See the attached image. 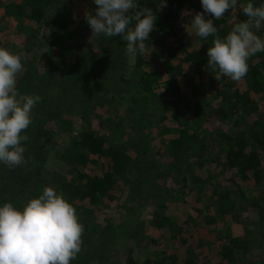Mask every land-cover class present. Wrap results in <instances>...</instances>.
<instances>
[{
    "label": "trees",
    "instance_id": "16d2710c",
    "mask_svg": "<svg viewBox=\"0 0 264 264\" xmlns=\"http://www.w3.org/2000/svg\"><path fill=\"white\" fill-rule=\"evenodd\" d=\"M73 1L0 0V17L14 21V31L23 37L24 48L17 50L1 32L0 47L14 53L39 46L49 18H61L58 28L44 32V40L55 46L53 53L60 60L50 63L53 57L44 56L48 60L45 77L50 74L51 79L55 72L51 88H46L49 94L38 93L47 84L38 70L27 69L17 81L21 93L38 94L42 100L33 109V122L26 130V163L16 168L0 164V203L12 202L22 208L45 186L63 194L85 229L82 250L72 264H93L103 257L109 259L105 264H116L118 250L120 258L125 257L123 263L116 260L118 264H137L134 250L120 243L122 233L139 245L146 238L139 236L146 222L131 206L141 210L154 206L149 225L160 237L151 243L159 246L163 238L173 243L170 254L164 250L160 259L147 258L143 264H264V52L250 58L249 71L240 81H218L207 66L213 37H197L190 26L192 16L203 11L200 0H167L163 8L162 0H139V7L152 9L157 20L146 51L130 58L126 41L119 35H100L90 44L67 28L66 4ZM244 3L240 0L234 11L214 20L221 37L247 19L242 12ZM84 5L86 14H94L98 7L90 0ZM86 14L80 25L89 28ZM259 34L264 35V28ZM65 44L74 53L69 61L59 51ZM134 88L142 96L131 97ZM76 99L80 102L74 103ZM48 105L52 112L48 113ZM90 105L113 111L97 130L89 126L96 116L84 114ZM123 107L127 109L122 114ZM209 118L222 126L204 129ZM154 133L164 146L148 141ZM133 134L142 135V140ZM58 140L64 146L55 158L68 168L66 175L46 168ZM210 147L215 149L213 155H208ZM133 162L140 178L135 183L130 169ZM149 170L154 171V178L146 189ZM121 183L131 188L121 204L131 216L117 228L109 222L104 227L91 225L92 208L105 205ZM170 209L183 211V215L175 217ZM250 212L256 214L262 243L253 240L250 232L232 237L231 225L226 223L231 216L245 227L251 220L243 223L239 214Z\"/></svg>",
    "mask_w": 264,
    "mask_h": 264
},
{
    "label": "clouds",
    "instance_id": "9594fccd",
    "mask_svg": "<svg viewBox=\"0 0 264 264\" xmlns=\"http://www.w3.org/2000/svg\"><path fill=\"white\" fill-rule=\"evenodd\" d=\"M203 11L192 16L190 26L204 40L213 37L208 68L215 79L240 81L249 71V60L264 52V0H246L242 12L247 19L235 23L223 37L214 24L240 0H200ZM95 13L86 14L93 36L117 37L126 41L130 58L146 51V41L156 26L157 16L150 8H140L139 0H94ZM162 8L167 0H162ZM135 10V11H133ZM211 16L213 18H206ZM26 57L0 47V164L16 168L26 163V130L32 112L41 102L38 94L21 93L18 75ZM84 225L75 207L52 186L22 208L12 202L0 203V264H72L82 250Z\"/></svg>",
    "mask_w": 264,
    "mask_h": 264
},
{
    "label": "rangeland",
    "instance_id": "374dc122",
    "mask_svg": "<svg viewBox=\"0 0 264 264\" xmlns=\"http://www.w3.org/2000/svg\"><path fill=\"white\" fill-rule=\"evenodd\" d=\"M90 1L94 2V0H90ZM84 2H85V0H75L70 5L66 4L68 6V11H69V16H70V18H68L69 25L67 26V28L69 27V29L71 31H76L77 33H80V35L83 36V38H85L91 44V43H94L95 41H97L98 36H93V31H92L90 26H89V28H87L85 24L83 25V23H82L83 26L80 25L84 15L86 14L85 13L86 5H84ZM1 14L2 13H0V15ZM60 20H61V18L59 17V15H56L53 18L50 17L49 22L46 25V28L44 27L43 31L46 33L47 30H50V29L52 30L54 28H58V26L61 25ZM15 25H16V23L14 21L13 22L12 21L7 22L6 20H3L0 17V35H1V32H4L3 34H6L4 39L6 41L12 40L15 44V46L13 47L14 49L22 50L24 48V46L21 45L23 37L21 35L18 36V34H17L18 32L14 31L13 28H15ZM4 27H6L5 31L7 30V32L2 30V29H4ZM44 32L39 38L40 39L39 41H41V44L39 46L34 45L31 47L30 50H28V51L23 50L21 52L26 57L25 61H23L24 66H25V64L29 63L30 65L29 64L28 65L30 66V68H28V67L26 68V66H25L23 69V72L18 75V79L20 80L23 77V75L25 74V72H27L28 70L30 72L38 70L39 71L38 75H40V77L43 78V80H46V82H47L46 87L43 85L41 90L38 91V93H43L45 95L46 93L49 94V92L46 90V88L48 90L51 88V85L55 79L53 77L55 72H53L51 79H50V74L45 77V74L47 75V73H48L47 67H46L48 60L44 56H52L53 57L50 59V61H49L50 63H57L58 64L60 62V60L56 57V53H53L55 51V46H52L51 42L44 40V36H46V34ZM66 46H67V44H65L63 48L65 49ZM120 48L121 47H119L117 49V51ZM64 49L63 50L58 49V50L63 54V57L65 56V59H67L68 61L71 60L74 57L73 50L71 48H70L71 50H66V49L64 50ZM96 53L99 54V50ZM153 67L154 66H152V68ZM69 70H70V68L67 67V71H69ZM56 71H58V70H56ZM49 81H50V84H48ZM132 87H133V83L131 84V88ZM135 88L130 93L131 97H136V96L138 97L141 95L140 91L138 89H135ZM80 91H81V88H80ZM48 94H46V95H48ZM169 98H171V97H169ZM76 102L79 103L80 99H76V101L74 100V103H76ZM128 104H130V103H128ZM263 106H262V109L264 108ZM47 108H48V113L52 112L51 109H53V107L48 105ZM124 108L127 109V107H123L122 108V114L124 113ZM112 113H113V111L107 107L94 109V107L92 105H90L87 107L84 114H85V116H96V118L94 117L92 119V122H90L89 126L93 129H96V128L99 129V127L101 126L100 124L102 123V122L100 123V121L107 119V117H109V114L112 115ZM98 117H100V119ZM66 118L69 119L68 121H71V120L73 122L75 121V119L71 118V116H66ZM79 119L76 118L77 121H79ZM204 122L206 123V124H204L205 125L204 129L211 128V131L217 127L222 126V125L221 126L218 125L217 123H215V121H212L210 118L206 119ZM166 124H170V122L166 121ZM50 127L52 129L55 128L54 126L53 127L50 126ZM224 128H227V127H225V125H224ZM56 131L58 132V129H56ZM163 136H165V135H163ZM133 138L138 139V140H142L143 136L142 135L139 136L138 134H133ZM132 139L129 138L126 140H132ZM160 140L161 139H160V137H158L157 133L149 135V137H148V141H151V144H154V146H159V145L164 146L163 142L160 143ZM56 143L57 144H56L55 148L52 149V154L49 157V161L46 165V168L48 169L49 172H58V173L66 175L68 172V168L66 166L62 165L55 158L56 152L63 149L64 145L60 140H58ZM131 143H132V141H131ZM25 144H26V142H25ZM210 148H212V147H210ZM156 152H157V150H156ZM214 152H215V149L212 148L211 150H208V155H213ZM130 169L133 173L131 178H133V176H134L132 181H134L133 183H135L136 179L139 180L140 178L137 176V174H135L137 171L135 170L136 164L134 162L130 165ZM196 173L198 174L199 172L197 171ZM153 176H154V171L149 170L148 171V178L146 181L147 185L145 187L146 189L148 187H149V189L151 188V180H152V178H154ZM224 184H228V182L225 181ZM119 186L120 187H116V189L114 191H112L108 195V197L105 199V202H106L105 205L98 206V207L96 206V207L92 208L93 217L91 219V221H92L91 225L95 224V225H99L101 227H104L107 224V222H109L108 224H111L115 228H117L121 223H124L125 220H127L131 216L129 211H126L121 206V204L124 202L128 193L129 194L131 193V188H130V186H127L123 183L119 184ZM131 207L138 210L137 217H140L141 221L146 222L145 223V226H146L145 232L144 233L141 232V234L139 235V236H145L146 238L143 239L144 243L142 245H139L137 242L135 243L134 241H132L128 237H125V233H122V234H120V236H122L124 238V241L120 242L121 247L124 248L125 247L124 244H128V246H130L134 250L132 256L136 260L137 264H143L147 258L160 259L162 257V252H164V250H165V252H169V254H170L174 250L172 248L173 243H171V241H168V240L163 238L161 240V244L159 246H154L151 243L152 239L160 237V235L158 234V231L156 229H152L149 225V220L151 219V212H153L155 209L154 206H149L144 210L138 209L139 207H137V206H131ZM183 209H185V208H183ZM168 212L169 213L172 212L175 215V217H180L183 215V211H177L174 209H170V210H168ZM254 213L255 212H250V213H246V214H242V213L239 214L240 219L242 220L243 223H244V220H246L247 218H249V220H251L249 223H245V227H242V225L244 226V224H236L233 221V219L231 218V216H228L227 220L225 219L227 221L226 223H229L231 225L232 237H235V238L242 237V236L246 235L247 232H250L252 234L253 240L257 239L258 242L262 243V241H263L262 235H260L258 232L260 226H258V224H257V220L255 217L256 214H254ZM192 216L196 217L197 214L193 213ZM204 234H205V232L201 231L200 235H202L204 237ZM196 238H199V237L196 236ZM253 246H254V244H253ZM153 248H155V250ZM166 249H167V251H166ZM113 254H115V253H113ZM118 255H119V258H118ZM116 256L117 257L114 256V260H115L116 264H118L117 261L120 263L121 262L123 263L125 261L124 255L120 258L119 250H118V253H116ZM98 258H102V257H98ZM108 262H109L108 257H105V258L103 257V259H96V261H94L93 264H105ZM214 264H217V262L215 261Z\"/></svg>",
    "mask_w": 264,
    "mask_h": 264
}]
</instances>
